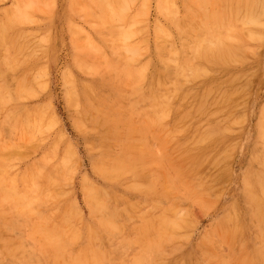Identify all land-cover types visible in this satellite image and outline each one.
Here are the masks:
<instances>
[{
    "label": "rangeland",
    "instance_id": "rangeland-1",
    "mask_svg": "<svg viewBox=\"0 0 264 264\" xmlns=\"http://www.w3.org/2000/svg\"><path fill=\"white\" fill-rule=\"evenodd\" d=\"M0 176V264H264V0H0Z\"/></svg>",
    "mask_w": 264,
    "mask_h": 264
},
{
    "label": "bare ground",
    "instance_id": "bare-ground-1",
    "mask_svg": "<svg viewBox=\"0 0 264 264\" xmlns=\"http://www.w3.org/2000/svg\"><path fill=\"white\" fill-rule=\"evenodd\" d=\"M89 1H90V0H89ZM102 1H103V0H102ZM104 1H105V0H104ZM119 1H120V0H119ZM193 1H194V0H193ZM222 1H223V0H222ZM240 1H241V0H240ZM251 1H252V0H251ZM71 2H72V1H71ZM95 2H96V1H95ZM146 2H147V1H146ZM161 2H162V1H161ZM199 2H200V1H199ZM230 2H231V1H230ZM248 2H249V1H248ZM97 3H98V2H97ZM116 3H117V2H116ZM213 3H215V2H213ZM253 3H254V2H253ZM17 4H18V3H17ZM71 4H72V3H71ZM156 4H157V3H156ZM156 4H155V5H156ZM168 4H170V3H168ZM186 4H187V3H186ZM231 4H232V3H231ZM94 5H95V4H94ZM100 5H101V4H100ZM102 5H103V4H102ZM104 5H105V4H104ZM104 5H103V6H104ZM188 5H189V4H188ZM188 5H187V6H188ZM205 5H206V4H205ZM221 5H222V4H221ZM250 5H251V4H250ZM85 6H86V5H85ZM105 6H106V5H105ZM147 6H148V5H147ZM196 6H197V5H196ZM243 6H244V5H243ZM99 7H100V6H99ZM130 7H131V6H130ZM158 7H159V6H158ZM212 7H213V6H212ZM222 7H223V6H222ZM230 7H231V6H230ZM239 7H240V6H239ZM102 8H103V7H102ZM106 8H107V7H106ZM117 8H118V7H117ZM117 8H116V9H117ZM219 8H220V7H219ZM227 8H228V7H227ZM232 8H233V7H232ZM240 8H241V7H240ZM20 9H22V8H20ZM26 9H27V8H26ZM43 9H44V8H43ZM49 9H50V8H49ZM230 9H231V8H230ZM85 10H86V9H85ZM96 10H97V9H96ZM103 10H104V9H103ZM103 10H102V11H103ZM106 10H107V9H106ZM128 10H129V9H128ZM190 10H191V9H190ZM199 10H200V9H199ZM231 10H232V9H231ZM247 10H248V9H247ZM31 11H32V10H31ZM197 11H198V10H197ZM210 11H213V10H210ZM222 11H223V10H222ZM225 11H226V10H225ZM228 11H229V10H228ZM28 12H29V11H28ZM205 12H206V11H205ZM233 12H234V11H233ZM242 12H243V11H242ZM247 12H248V11H247ZM3 13H4V12H3ZM97 13H98V12H97ZM226 13H228V12H226ZM4 14H5V13H4ZM74 14H75V13H74ZM108 14H109V13H108ZM196 14H198V12H197ZM253 14H254V13H253ZM87 15H88V14H87ZM99 15H100V14H99ZM110 15H111V14H110ZM127 15H128V14H127ZM176 15H177V13H176ZM200 15H201V14H200ZM204 15H205V14H204ZM208 15H210V14H208ZM208 15H206V16H208ZM220 15H221V14H220ZM234 15H235V14H234ZM245 15H246V14H245ZM4 16H5V15H4ZM90 16H91V15H90ZM92 16H93V15H92ZM103 16H104V15H103ZM182 16H184V15H182ZM227 16H228V15H227ZM246 16H247V15H246ZM209 17H210V16H209ZM213 17H214V16H213ZM213 17H212V18H213ZM5 18H6V17H5ZM95 18H96V17H95ZM108 18H109V17H108ZM112 18H113V17H112ZM136 18H137V17H136ZM212 18H211V20H212ZM236 18H237V17H236ZM2 19H3V18H2ZM100 19H102V18L100 17ZM110 19H111V18H110ZM123 19H124V18H123ZM126 19H127V18H126ZM180 19H181V18H180ZM214 19H215V18H214ZM226 19H227V18H226ZM14 20H15V19H14ZM170 20H171V18H170ZM186 20H187V19H186ZM194 20H195V18H194ZM194 20H193V21H194ZM12 21H13V20H12ZM97 21H98V20H97ZM109 21H110V20H109ZM117 21H118V20H117ZM121 21H122V20H121ZM121 21H120V22H121ZM178 21H179V20H178ZM191 21H192V20H191ZM5 22H6V21H5ZM17 22L19 23V21H17ZM65 22H66V21H65ZM73 22H74V21H73ZM112 22H113V21H112ZM142 22H143V21H142ZM146 22H147V21H146ZM155 22H156V21H155ZM197 22H198V21H197ZM200 22H201V21H200ZM206 22H207V21H206ZM15 23H16V22H15ZM110 23H111V22H110ZM156 23H157V22H156ZM193 23H196V22H193ZM202 23H204V22H202ZM232 23H233V22H232ZM7 24H8V23H7ZM158 24H159V23H158ZM166 24H167V23H166ZM173 24H174V23H173ZM190 24H191V23H190ZM199 24H200V23H199ZM218 24H219V26H220V23H218ZM89 25H90V24H89ZM97 25H99V24H97ZM185 25H187V24L185 23ZM196 25H198V24L196 23ZM19 26H20V25H19ZM73 26H74V25H73ZM111 26H112V25H111ZM111 26H110V27H111ZM121 26H123V25H121ZM146 26H147V25H146ZM146 26H145V27H146ZM170 26H171V25H170ZM174 26H175V25H174ZM181 26H182V25H181ZM190 26H191V25H190ZM96 27H97V26H96ZM130 27H131V26H130ZM200 27H201V26H200ZM216 27H218L217 24H216ZM10 28H11V27H10ZM16 28H17V27H16ZM98 28H99V27H98ZM101 28H103V27H101ZM120 28H121V27H120ZM120 28H119V29H120ZM174 28H175V27H174ZM189 28H190V27H189ZM201 28H202V27H201ZM222 28H223V26H222ZM250 28H251V27H250ZM8 29H9V28H8ZM11 29H12V28H11ZM19 29H20V28H19ZM79 30H80V29H79ZM181 30H182V29H181ZM208 30H209V29H208ZM211 30H212V28H211ZM211 30H210V31H211ZM6 31H7V30H6ZM153 31H154V30H153ZM169 31H170V30H169ZM173 31H174V30H173ZM117 32H118V31H117ZM117 32H116V33H117ZM156 32H157V31H156ZM180 32H181V31H180ZM187 32H189V31H187ZM200 32H201V31H200ZM231 32H232V31H231ZM12 33H13V32H12ZM97 33H98V32H97ZM108 33H109V32H108ZM147 33H148V32H147ZM158 33H159V32H158ZM233 33H234V32H233ZM236 33H237V32H236ZM16 34H17V33H16ZM159 34H160V33H159ZM205 34H206V33H205ZM205 34H204V35H205ZM242 34H243V33H242ZM145 35H147V34H145ZM161 35H162V34H161ZM187 35H188V34H187ZM191 35H192V34H191ZM212 35H213V34H212ZM232 35H234V34H232ZM106 36H107V35H106ZM171 36H172V35H171ZM176 36H177V35H176ZM184 36H185V35H184ZM184 36H183V37H184ZM195 36H196V35H195ZM235 36H236V35H235ZM239 36H241V35H239ZM73 37H74V36H73ZM110 37H111V36H109V38H110ZM113 37H114V36H113ZM116 37H117V36H116ZM151 37H152V36H151ZM180 37H181V36H180ZM236 37H237V36H236ZM244 37H245V36H244ZM21 38H23V37H21ZM82 38H83V37H82ZM90 38H91V37H90ZM166 38H167V37H166ZM190 38H192V37H190ZM74 39H75V38H74ZM88 39H89V38H88ZM146 39H148V38H146ZM159 39H160V36H159ZM239 39H240V38H239ZM241 39H242V38H241ZM86 40H87V39H86ZM118 40H119V39H118ZM172 40H173V39H172ZM227 40H228V39H227ZM9 41H10V40H9ZM20 41H21V40H20ZM25 41H26V40H25ZM109 41H110V40H109ZM196 41H197V39H196ZM241 41H242V40H241ZM165 42H166V41H165ZM174 42H175V41H174ZM5 43H6V42H5ZM79 43H80V42H79ZM190 43H191V42H190ZM205 43H206V42H205ZM207 43H208V42H207ZM212 43H213V42H212ZM226 43H227V42H226ZM228 43H229V42H228ZM228 43H227V44H228ZM231 43L233 44V42H231ZM40 44H41V43H40ZM94 44H95V43H94ZM101 44H102V43H101ZM124 44H125V43H124ZM128 44H129V42H128ZM160 44H162V43H160ZM179 44H180V43H179ZM179 44H178V45H179ZM202 44H203V43H202ZM224 44H225V42H224ZM232 44H231V45H232ZM2 45H3V44H2ZM145 45H146V44H145ZM151 45H152V44H151ZM206 45H207V44H206ZM221 45H222V44H221ZM8 46H9V45H8ZM82 46H83V45H82ZM114 46H115V45H114ZM138 46H139V45H138ZM143 46H144V45H143ZM158 46H159V45H158ZM173 46H174V45H173ZM192 46H193V45H191V48H192ZM201 46H202V45H201ZM211 46H212V45H211ZM16 47H17V46H16ZM118 47H119V46H118ZM120 47H121V46H120ZM120 47H119V49H120ZM145 47H146V46H145ZM145 47H144V48H145ZM160 47H161V46H160ZM218 47H219V46H218ZM14 48H15V47H14ZM77 48H79V47H77ZM146 48H147V47H146ZM146 48H145V50H146ZM161 48H162V47H161ZM207 48H208V47H207ZM232 48H234V47H232ZM80 49H81V47H80ZM84 49H85V48H84ZM84 49H83V50H84ZM115 49H116V48H115ZM175 49L177 50V48H175ZM185 49H186V48H185ZM187 49H188V48H187ZM223 49H224V47H223ZM85 50H86V49H85ZM87 50H88V49H87ZM143 50H144V49H143ZM198 50H199V49H198ZM204 50H205V49H204ZM207 50H208V49H207ZM210 50H211V48H210ZM234 50H235V49H234ZM122 51H124V50H122ZM122 51H121V52H122ZM140 51H141V50H140ZM216 51H217V50H216ZM22 52H23V51H22ZM91 52H92V51H91ZM95 52H96V51H95ZM105 52H106V51H105ZM114 52H115V51H114ZM142 52H143V51H141V54H142ZM154 52H155V51H154ZM182 52H183V50H182ZM192 52H194V51H192ZM203 52H204V51H203ZM206 52H207V51H206ZM220 52H221V51H220ZM220 52H219V53H220ZM235 52H236V51H235ZM8 53H9V52H8ZM16 53H17V52H16ZM92 53L94 54V52H92ZM96 53H97V52H96ZM197 53H198V52H197ZM199 53H201V52H199ZM224 53H225V52H224ZM224 53H223V54H224ZM26 54H28V53H26ZM117 54H119V52H118ZM147 54H148V53H147ZM179 54H180V53H179ZM241 54H242V53H241ZM168 55H169V54H168ZM201 55H203V54H201ZM205 55H206V54H205ZM12 56H13V55H12ZM25 56H26V55H25ZM94 56H95V55H94ZM133 56H134V55H133ZM151 56H152V55H151ZM158 56H159V55H158ZM161 56H162V55H161ZM169 56H170V55H169ZM203 56H204V55H203ZM208 56H209V55H208ZM10 57H11V56H10ZM15 57H16V56H15ZM18 57H19V56H18ZM91 57H92V56H91ZM99 57H100V56H99ZM115 57H116V56H115ZM122 57H123V56H122ZM196 57H197V55H196ZM215 57H216V56H215ZM222 57H223V56H221V58H222ZM12 58H13V57H12ZM22 58H23V57H22ZM93 58H94V57H93ZM145 58H146V57H145ZM209 58H210V57H209ZM213 58H214V57H213ZM218 58H219V57H218ZM223 58H224V57H223ZM103 59H104V58H103ZM185 59H186V58H185ZM206 59H207V57H206ZM8 60H9V59H8ZM77 60H78V59H77ZM82 60L84 61V59H82ZM89 60H90V59H89ZM94 60H95V59H94ZM104 60H105V59H104ZM112 60H114V59H112ZM122 60H123V59H122ZM125 60H126V59H125ZM186 60H187V59H186ZM192 60H193V59H192ZM192 60H191V61H192ZM207 60H208V59H207ZM217 60H218V59H217ZM237 60H238V58H237ZM239 60H240V59H239ZM92 61H93V60L91 59V62H92ZM95 61H96V60H95ZM99 61H100V60H99ZM142 61H143V60H142ZM161 61H162V58H161ZM204 61H206V60H204ZM209 61H210V60H209ZM241 61H242V60H241ZM1 62H2V61H1ZM6 62H8V61H6ZM20 62H21V61H20ZM23 62H24V61H23ZM87 62H89V61H87ZM102 62H103V61H102ZM114 62H116V61H114ZM114 62H113V63H114ZM126 62H127V61H126ZM131 62H132V61H131ZM134 62H135V61H134ZM151 62H152V61H151ZM163 62H164V61H163ZM169 62H170V61H169ZM181 62H183V61H181ZM215 62H216V61H215ZM224 62H225V61H224ZM230 62H231V61H230ZM81 63H82V61H81ZM96 63H97V61H96ZM178 63H179V62H178ZM198 63H199V62H198ZM209 63H210V62H209ZM225 63H226V62H225ZM242 63H243V62H242ZM10 64H11V62H10ZM20 64H21V63H20ZM79 64H80V63H79ZM90 64H92V63H90ZM93 64H94V63H93ZM100 64H101V63H100ZM104 64H105V63H104ZM108 64H109V63H108ZM116 64H117V63H116ZM196 64H197V62H196ZM211 64H212V63H211ZM3 65H4V64H3ZM85 65H86V64H85ZM114 65H115V63H114ZM117 65H118V64H117ZM127 65H128V63H127ZM177 65H178V64H177ZM177 65H176V66H177ZM184 65H185V64H184ZM186 65H188V64H186ZM203 65H204V64H203ZM248 65H249V64H248ZM103 66H104V65H103ZM122 66H123V65H122ZM181 66H182V65H181ZM194 66H195V65H194ZM199 66H200V65H198V67H199ZM213 66H214V65H213ZM230 66H231V65H230ZM7 67H8V66H7ZM15 67H16V66H15ZM80 67H81V66H80ZM82 67H83V66H82ZM112 67H113V66H112ZM125 67H126V66H125ZM125 67H124V68H125ZM127 67H128V66H127ZM177 67H178V66H177ZM184 67H186V66H184ZM191 67H192V66H191ZM92 68H93V67H92ZM107 68H109V67H107ZM120 68H121V67H120ZM129 68H131V66H130ZM231 68H232V67H231ZM82 69H83V68H82ZM97 69H98V68H97ZM174 69H175V68H174ZM109 70H110V69H109ZM147 70H148V69H147ZM162 70H163V69H162ZM182 70H183V69H182ZM209 70H210V69H209ZM224 70H225V69H224ZM228 70H229V69H228ZM110 71H112V70H110ZM116 71H117V70H116ZM149 71H150V70H149ZM175 71H177V70H175ZM184 71H185V70H184ZM230 71H231V70H230ZM236 71H237V70H236ZM236 71H235V72H236ZM94 72H95V70H94ZM106 72H107V70H106ZM144 72H146V71L144 70ZM192 72H193V71H192ZM212 72H213V71H212ZM88 73H89V71H88ZM176 73H177V72H176ZM189 73H190V71H189ZM199 73H200V71H199ZM228 73H229V72H228ZM232 73H233V72H232ZM116 74H117V73H116ZM186 74H187V73H186ZM201 74H203V73H201ZM240 74H241V73H240ZM71 75H72V73H71ZM82 76H83V75H82ZM115 76H116V75H115ZM117 76H118V75H117ZM175 76H177V74H176ZM187 76H189V75H187ZM218 76H219V75H218ZM220 76H221V74H220ZM246 76H247V75H246ZM246 76H243V77H246ZM67 77H69V76H67ZM73 77H74V76H73ZM157 77H158V76H157ZM64 78H65V77H64ZM85 78H86V77H85ZM112 78H113V77H112ZM115 78H116V77H115ZM117 78H118V77H117ZM130 78H131V77H130ZM155 78H156V77H155ZM181 78H182V77H181ZM194 78H195V76H194ZM194 78L192 77V79H194ZM120 79H121V78H120ZM120 79H119V80H120ZM187 79H188V78H187ZM208 79H209V78H208ZM225 79H227V78H225ZM75 80H76V79H75ZM77 80H79V78H78ZM97 80H98V78H97ZM119 80H117V81H119ZM132 80H133V79H132ZM212 80H213V79H212ZM218 80H219V79H218ZM223 80H224V79H223ZM232 80H233V79H232ZM240 80H241V79H240ZM122 81H124V79H123ZM155 81H156V80H155ZM190 81H192V80H190ZM203 81H204V80H203ZM205 81H206V80H205ZM207 81H208V80H207ZM210 81H211V80H210ZM210 81H208V82H210ZM215 81H216V80H215ZM74 82H75V81H74ZM125 82H126V81H125ZM128 82H129V81H128ZM142 82H143V81H142ZM156 82H157V81H156ZM170 82H171V81H170ZM220 82H221V81H220ZM237 82H238V81H237ZM78 83H79V82H78ZM81 83H82V82H81ZM86 83H88V82H86ZM114 83H115V82H114ZM117 83H118V82H117ZM123 83H124V82H123ZM123 83H122V84H123ZM139 83H140V82H139ZM189 83H190V82H189ZM232 83H233V82H232ZM235 83H236V81H235ZM73 84H74V83H73ZM128 84H129V83H128ZM128 84H127V85H128ZM142 84H143V83H142ZM166 84H169V83H167V81H166ZM184 84H186V83H184ZM184 84H183V85H184ZM214 84H215V83H214ZM65 85H66V84H65ZM82 85H83V84H82ZM113 85H114V84H113ZM156 85H157V84H156ZM188 85H190V84H188ZM193 85H195V83H194ZM196 85H198V84H196ZM203 85H204V84H203ZM221 85H222V84H221ZM223 85H224V84H223ZM237 85H238V83H237ZM121 86H122V85H121ZM136 86H137V85H136ZM148 86H149V85H148ZM148 86H146V87H148ZM172 86H173V85H172ZM207 86H208V85H207ZM228 86H229V85H228ZM117 87H118V86H117ZM128 87H129V86H128ZM185 87H186V85H185ZM78 88H79V87H78ZM78 88H77V89H78ZM88 88H89V85H88ZM101 88H102V87H101ZM119 88H120V85H119ZM153 88H154V87H153ZM220 88H221V87H220ZM190 89H191V88H190ZM190 89H189V90H190ZM195 89H196V87H195ZM218 89H219V88H218ZM228 89H229V88H228ZM228 89H227V90H228ZM124 90H125V89H124ZM141 90H142V89H141ZM152 90H155V89H152ZM187 90H188V89H187ZM84 91H85V90H84ZM132 91H133V90H132ZM136 91H138V90H136ZM136 91H135V92H136ZM148 91H149V90H148ZM183 91H184V90H183ZM191 91H194V90H191ZM214 91H215V90H214ZM218 91H219V90H218ZM98 92H99V91H98ZM184 92H185V91H184ZM184 92H183V93H184ZM201 92H202V90H201ZM216 92H217V91H216ZM246 92H247V91H246ZM246 92H245V93H246ZM3 93H4V92H3ZM90 93H91V92H90ZM148 93H149V92H148ZM148 93H147V94H148ZM163 93H164V92H163ZM168 93H169V92H168ZM175 93H177V92H175ZM203 93H204V92H203ZM203 93H202V94H203ZM210 93H212V91H211ZM242 93H243V92H242ZM242 93H241V94H242ZM78 94H79V93H78ZM78 94H77V95H78ZM121 94H122V93H121ZM134 94H135V93H134ZM157 94H158V93H157ZM172 94H173V93H172ZM189 94H190V93H189ZM239 94H240V93H239ZM3 95H4V94H3ZM92 95H93V94H92ZM96 95H97V93H96ZM100 95H101V94H100ZM118 95H120V94H118ZM132 95H133V94H132ZM162 95H163V94H162ZM162 95H161V96H162ZM174 95H175V94H174ZM174 95H173V96H174ZM176 95H177V94H176ZM192 95H195V93L192 94ZM65 96L67 97V95H65ZM86 96H87V94H86ZM89 96L91 97V95H89ZM106 96H107V95H106ZM167 96H168V95H167ZM202 96H203V95H202ZM238 96H239V95H238ZM93 97H94V96H93ZM107 97H108V96H107ZM120 97H121V96H120ZM120 97H119V98H120ZM162 97H164V96H162ZM207 97H208V96H207ZM209 97H210V96H209ZM215 97H216V96H215ZM188 98H189V97H188ZM202 98H203V97H202ZM229 98H230V97H229ZM232 98H233V97L231 96L230 99L232 100ZM239 98H240V97H239ZM241 98H242V97H241ZM88 99H89V98H88ZM99 99H100V97H99ZM101 99H102V98H101ZM151 99H152V98H151ZM190 99H191V97H190ZM210 99H212V98H210ZM210 99H209V100H210ZM234 99H237V98H234ZM108 100H109V99H108ZM120 100H121V99H120ZM124 100H125V99H124ZM139 100H140V99H139ZM144 100H145V99H144ZM160 100H161V98H160ZM173 100H174V99H173ZM192 100H193V99H192ZM198 100H199V99H198ZM213 100H214V99H213ZM93 101H94V100H93ZM113 101H114V100H113ZM122 101H123V99H122ZM168 101H169V100H168ZM180 101H181V99H180ZM182 101H184V100H182ZM91 102H92V101H91ZM98 102H99V101H98ZM124 102H125V101H124ZM189 102H190V101H189ZM195 102H196V101H195ZM207 102H208V101H207ZM226 102H227V101H226ZM242 102H243V101H242ZM119 103H120V102H119ZM161 103H162V102H161ZM182 103H183V102H182ZM185 103H186V102H185ZM191 103H192V102H191ZM204 103H205V102H204ZM239 103H240V102H239ZM177 104H178V103H177ZM206 104H207V103H206ZM208 104H209V103H208ZM78 105H79V104H78ZM96 105H97V104H96ZM105 105H106V104H105ZM116 105H117V104H116ZM118 105H119V104H118ZM124 105H125V104H124ZM146 105H147V104H146ZM149 105H150V104H149ZM156 105H157V104H156ZM170 105H171V104H170ZM170 105H169V106H170ZM174 105H175V104H174ZM181 105H182V104H181ZM87 106H89V105H87ZM135 106H136V105H135ZM158 106H159V105H158ZM162 106H163V105H162ZM219 106H220V105H219ZM106 107H107V106H106ZM120 107H121V106H120ZM151 107H152V106H151ZM153 107H154V105H153ZM177 107H178V106H177ZM180 107H181V106H180ZM180 107H179V108H180ZM194 107H195V106H194ZM197 107H198V106H197ZM197 107H196V108H197ZM217 107H218V105H217ZM220 107H221V106H220ZM223 107H224V106H223ZM227 107H228V106H227ZM239 107H240V106H239ZM73 108H74V107H73ZM116 108H118V107H116ZM123 108H124V107H123ZM142 108H144V107H142ZM192 108H193V107H192ZM200 108H201V107H200ZM210 108H212V107H210ZM236 108H237V107H236ZM99 109H100V108H99ZM110 109H111V108H110ZM125 109H126V108H125ZM136 109H137V108H136ZM160 109H161V108H160ZM88 110H89V109H88ZM100 110H101V109H100ZM131 110H132V109H131ZM131 110H130V111H131ZM223 110H224V109H223ZM236 110H237V109H236ZM125 111H127V110H125ZM193 111H194V110H192V112H193ZM195 111H196V110H195ZM228 111H229V110H228ZM237 111H238V110H237ZM237 111H235V112H237ZM257 111H258V110H257ZM257 111H256V112H257ZM36 112H37V111H36ZM101 112H102V111H101ZM107 112H108V111H107ZM128 112H129V111H128ZM148 112H149V111H148ZM151 112H152V111H151ZM154 112H155V111H154ZM170 112H171V111H170ZM192 112H191V113H192ZM232 112H233V111H231V114H232ZM259 112H260V111H259ZM95 113H96V112H95ZM138 113H139V111H138ZM184 113H185V112H184ZM189 113H190V112H189ZM226 113H227V111H226ZM229 113H230V112H229ZM107 114H108V113H107ZM135 114H137V113H135ZM220 114H221V113H220ZM236 114H237V113H236ZM127 115H129V114H127ZM133 115H134V114H133ZM222 115H223V114H222ZM255 115H256V114H255ZM113 116H114V115H113ZM151 116H152V115H151ZM180 116H181V115H180ZM183 116H184V115H183ZM183 116H182V117H183ZM195 116H196V115H195ZM200 116H201V115H200ZM230 116H231V115H230ZM258 116H259V115H258ZM260 116H261V115H260ZM45 117H46V116H45ZM95 117H96V116H95ZM132 117H133V116H132ZM136 117H137V115H136ZM170 117H171V116H170ZM217 117H218V116H217ZM217 117H216V118H217ZM224 117H225V116H224ZM224 117H223V118H224ZM256 117H257V116H256ZM109 118H110V116H109ZM127 118H128V117H127ZM142 118H143V117H142ZM165 118H166V117H165ZM165 118H164V119H165ZM180 118H181V117H179V119H180ZM194 118H195V117H194ZM205 118H206V117H205ZM225 118H227V117H225ZM23 119H24V118H23ZM144 119H146V118H144ZM187 119H188V118H186L185 120H187ZM198 119H199V118H198ZM209 119H210V118H209ZM15 120H16V119H15ZM28 120H29V119H28ZM30 120H31V119H30ZM127 120H128V119H127ZM132 120H133V119H132ZM192 120H193V119H192ZM196 120H197V118H196ZM207 120H208V119H207ZM254 120H255V119H254ZM22 121H23V120H22ZM110 121H111V120H110ZM129 121H130V120H129ZM178 121H179V120H178ZM178 121H177V122H178ZM210 121H211V120H210ZM260 121H261V120H260ZM16 122H17V121H16ZM114 122H115V121H114ZM117 122H118V121H117ZM123 122H124V121H123ZM175 122H176V120H175ZM180 122H181V121H180ZM214 122H215V121H214ZM218 122H219V121H218ZM257 122H258V121H257ZM108 123H109V121H108ZM118 123H119V122H118ZM124 123H125V122H124ZM139 123H140V122H139ZM139 123H138V124H139ZM178 123H179V122H178ZM178 123H177V124H178ZM194 123H195V122H194ZM194 123H193V124H194ZM207 123H208V122H207ZM216 123H217V122H216ZM220 123H221V122H220ZM220 123H219V124H220ZM255 123H256V122H255ZM16 124H17V123H16ZM22 124H23V123H22ZM167 124H168V123H167ZM197 124H198V123H197ZM211 124H212V123H211ZM223 124H224V123H223ZM12 125H13V124H12ZM145 125H146V123H145ZM188 125H189V124H188ZM188 125H187V126H188ZM198 125H199V124H198ZM200 125H202V124H200ZM229 125H230V124H229ZM16 126H17V125H16ZM23 126H25V125H23ZM154 126H156V125H154ZM160 126H161V125H160ZM177 126H178V125H177ZM191 126H192V125H191ZM207 126H208V125H207ZM213 126H214V125H213ZM213 126H212V127H213ZM19 127H20V126H19ZM122 127H123V126H122ZM146 127L148 128L147 125H146ZM152 127H153V126H152ZM162 127H163V126H162ZM179 127H180V126H179ZM184 127H185V126H184ZM184 127H183V129H184ZM208 127H210V126H208ZM118 128H119V127H118ZM125 128H126V127H125ZM137 128H138V127H137ZM139 128H140V127H139ZM139 128H138V129H139ZM159 128H160V127H159ZM197 128H198V127H197ZM204 128H205V127H204ZM210 128H211V127H210ZM119 129H120V128H119ZM141 129H142V128H141ZM175 129H176V128H175ZM199 129H200V128H199ZM199 129H198V130H199ZM82 130H83V129H82ZM125 130H126V129H125ZM154 130H155V129H154ZM159 130H160V129H159ZM165 130H166V129H165ZM170 130H171V129H170ZM253 130H254V129H253ZM118 131H119V130H118ZM126 131H127V130H126ZM185 131H186V130H185ZM196 131H197V130H196ZM200 131H201V130H200ZM200 131H199V132H200ZM215 131H216V130H215ZM221 131H222V130H221ZM223 131H224V130H223ZM121 132H122V131H121ZM121 132H120V133H121ZM141 132H142V131H141ZM162 132H163V131H162ZM194 132H195V131H194ZM201 132H202V131H201ZM225 132H226V131H225ZM253 132H254V131H253ZM258 132H259V131H258ZM117 133H118V132H117ZM127 133H128V132H127ZM174 133H175V131H174ZM184 133H185V132H184ZM207 133H208V132H207ZM97 134H98V133H97ZM161 134H162V133H161ZM177 134H179V133H177ZM187 134H188V133H187ZM192 134H193V133H192ZM198 134H199V133H198ZM223 134H224V133H223ZM223 134H222V135H223ZM136 135H137V134H136ZM157 135H158V134H157ZM159 135H160V134H159ZM169 135H170V134H169ZM193 135H194V134H193ZM222 135H221V136H222ZM236 135H238V134H236ZM109 136H110V135H109ZM112 136H113V135H112ZM163 136H165V135H163ZM183 136H184V135H183ZM185 136H186V135H185ZM204 136H205V135H204ZM219 136H220V135H219ZM228 136H229V135H228ZM234 136H235V135H234ZM255 136H256V135H255ZM255 136H254V137H255ZM102 137H103V136H102ZM114 137H115V136H114ZM129 137H130V136H129ZM131 137H132V135H131ZM131 137H130V139H131ZM134 137H135V135H134ZM212 137H213V136H212ZM222 137H223V136H222ZM232 137H233V136H232ZM136 138H137V137H136ZM150 138H151V136H150ZM152 138H153V137H152ZM155 138H156V137H155ZM162 138H163V137H162ZM166 138H167V137H166ZM171 138H172V137H171ZM174 138H175V137H174ZM177 138H178V137H177ZM187 138H188V137H187ZM192 138H193V136H192ZM225 138H226V137H225ZM230 138H231V137H230ZM113 139H114V138H113ZM134 139H135V138H134ZM140 139H141V138H140ZM164 139H165V138H164ZM195 139H197V138H195ZM195 139H194V141H195ZM207 139H208V138H207ZM96 140H97V139H96ZM137 140H138V139H137ZM141 140H142V139H141ZM152 140H153V139H152ZM175 140H176V139H175ZM192 140H193V139H192ZM209 140H210V139H209ZM212 140H213V139H212ZM212 140H211V141H212ZM219 140H220V139H219ZM226 140H227V139H226ZM126 141H127V140H126ZM129 141H130V140H129ZM166 141H167V140H166ZM169 141H170V140H169ZM172 141H173V140H172ZM177 141H178V140H177ZM213 141H214V140H213ZM222 141H223V140H222ZM106 142H107V141H106ZM151 142H153V141H151ZM161 142H162V141H161ZM161 142H160V143H161ZM204 142H205V141H204ZM214 142H215V141H214ZM102 143H103V142H102ZM108 143H109V142H108ZM143 143H144V142H143ZM187 143H188V142H187ZM205 143H206V142H205ZM205 143H204V144H205ZM208 143H209V142H208ZM219 143H220V142H219ZM219 143H218V144H219ZM252 143H253V142H252ZM128 144H129V143H128ZM128 144H127V146H128ZM133 144H134V143H133ZM149 144H150V143H149ZM152 144H153V143H152ZM152 144H151V145H152ZM168 144H169V143H168ZM168 144H166V145L168 146ZM200 144H201V143H200ZM200 144H199V145H200ZM212 144H213V143H212ZM214 144H215V143H214ZM2 145H3V144H2ZM119 145H120V144H119ZM122 145H124V144H122ZM174 145H176V144H174ZM177 145H178V144H177ZM202 145H203V144H202ZM205 145H206V144H205ZM205 145H204V146H205ZM216 145H217V144H216ZM220 145H221V144H220ZM254 145H255V144H254ZM260 145H261V143H260ZM102 146H103V145H102ZM107 146H108V145H107ZM113 146H114V145H113ZM136 146H137V145H136ZM155 146H156V145H155ZM179 146H180V145H179ZM183 146H184V145H183ZM209 146H211V145H209ZM209 146L207 145V147H209ZM217 146H218V145H217ZM223 146H224V145H223ZM252 146H253V145H252ZM171 147H172V146H171ZM197 147H198V146H197ZM258 147H259V146H258ZM107 148H108V147H107ZM180 148H181V147H180ZM204 148H205V147H204ZM219 148H220V147H219ZM123 149H124V148H123ZM129 149H130V148H129ZM129 149H128V150H129ZM157 149H158V148H157ZM172 149H173V148H172ZM176 149H177V148H176ZM215 149H216V148H215ZM222 149H223V148H222ZM96 150H97V149H96ZM98 150H99V149H98ZM98 150H97V151H98ZM104 150H105V149H104ZM117 150H118V148H117ZM124 150H125V149H124ZM137 150L140 151V149H137ZM200 150L202 151V148H201ZM200 150H199V151H200ZM260 150H261V149H260ZM110 151H111V150H110ZM139 151H138V152H139ZM159 151H160V150H159ZM194 151H195V150H194ZM101 152H102V151H101ZM173 152H174V151H173ZM179 152H180V150H179ZM188 152H189V151H188ZM202 152H203V151H202ZM120 153H122V152H120ZM141 153H145V151H144V152H141ZM159 153H160V152H159ZM200 153H201V152H200ZM203 153H205V152H203ZM203 153H202V154H203ZM216 153H217V152H216ZM250 153H251V152H250ZM103 154H104V153H103ZM103 154H102V155H103ZM147 154H148V153H147ZM194 154H195V153H194ZM217 154H218V153H217ZM252 154H253V153H252ZM252 154H251V155H252ZM261 154H262V153H261ZM125 155H126V154H125ZM156 155H157V154H156ZM158 155H159V154H158ZM175 155H177V154H175ZM195 155H196V154H195ZM195 155H194V156H195ZM203 155H204V154H203ZM214 155H215V154H214ZM214 155H213V156H214ZM99 156H100V155H99ZM164 156H165V155H164ZM173 156H174V155H173ZM177 156H178V155H177ZM194 156H193V157H194ZM197 156H198V155H197ZM108 157H110V156H108ZM187 157H188V156H187ZM214 157H215V156H214ZM258 157H259V156H258ZM105 158H106V157H105ZM110 158H112V157H110ZM156 158H158V160H159V157H156ZM162 158H163V157H162ZM176 158H177V157H176ZM179 158H180V157H179ZM179 158H178V159H179ZM188 158H189V157H188ZM246 158H247V157H246ZM248 158H249V157H248ZM95 159H96V158H95ZM135 159H136V158H135ZM170 159H171V158H170ZM178 159H177V161H178ZM186 159H187V158H186ZM113 160H114V159H113ZM164 160H165V159H164ZM167 160H169V159H167ZM167 160H166V161H167ZM182 160H183V159H182ZM210 160H211V158H210L209 160H206V161L209 162ZM258 160H259V158H258ZM115 161H116V160H115ZM173 161H174V160H173ZM179 161H180V160H179ZM184 161H185V160H184ZM186 161H187V160H186ZM200 161H201V160H200ZM259 161H261V160H259ZM101 162H102V161H101ZM116 162H117V161H116ZM137 162H138V161H137ZM141 162H142V161H141ZM169 162H170V161H169ZM182 162H183V161H182ZM207 162H206V164H207ZM247 162H248V161H247ZM255 162H256V161H255ZM107 163H108V162H107ZM125 163H126V162H125ZM142 163H143V162H142ZM142 163H141V164H142ZM178 163H179V162H178ZM186 163H187V162H186ZM204 163H205V162H204ZM6 164H7V163H6ZM143 164H144V163H143ZM148 164H149V163H148ZM183 164H184V163H183ZM40 165H41V164H40ZM173 165H174V162H173ZM176 165H177V164H176ZM176 165H175V166H176ZM178 165H179V164H178ZM180 165H181V164H180ZM249 165H250V164H249ZM254 165H255V164H254ZM135 166H136V164H135ZM154 166H155V165H154ZM182 166H183V165H182ZM186 166H187V165H186ZM194 166H195V165H194ZM204 166H205V165H204ZM204 166H203V167H204ZM260 166H261V165H260ZM262 166H263V165H262ZM262 166H261V168H262ZM137 167H138V166H137ZM164 167H165V166H164ZM208 167H209V166H208ZM246 167H247V166H246ZM257 167H258V166H257ZM26 168H27V167H26ZM141 168H142V167H141ZM170 168H171V167H170ZM185 168H186V167H185ZM250 168H251V167H250ZM252 168H253V167H252ZM150 169H151V168H150ZM120 170H121V169H120ZM132 170H133V169H132ZM135 170H136V169H135ZM152 170H153V169H152ZM179 170H180V169H179ZM184 170H187V168L184 169ZM192 170H193V169H192ZM255 170H257V169H255ZM50 171H51V170H50ZM59 171H60V170H59ZM138 171H139V170H138ZM143 171H144V170H143ZM159 171H160V170H159ZM167 171H168V170H167ZM199 171H200V170H199ZM253 171H254V170H253ZM21 172H22V171H21ZM120 172H121V171H120ZM120 172H119V173H120ZM8 173H9V172H8ZM22 173H23V172H22ZM51 173H52V172H51ZM100 173H101V172H100ZM146 173H147V172H146ZM172 173H175V172H172ZM38 174H39V173H38ZM124 174H126V173H124ZM144 174H145V173H144ZM185 174H186V172H185ZM185 174H184V175H185ZM243 174H244V173H243ZM247 174H248V172H247ZM107 175H108V174H107ZM117 175H118V174H117ZM121 175H122V174H121ZM160 175H161V173H160ZM164 175H165V174H164ZM192 175H193V174H191V176H192ZM6 176H7V175H6ZM12 176H13V175H12ZM41 176H42V175H41ZM129 176H130V175H129ZM138 176H139V175H138ZM154 176H155V175H154ZM174 176H175V175H174ZM188 176H189V175H188ZM0 177H1V176H0ZM25 177H27V176H25ZM103 177H105V176H103ZM118 177H119V176H118ZM126 177H128V176H126ZM133 177H134V176H133ZM150 177H151V176H150ZM165 177H166V176H165ZM175 177H176V176H175ZM178 177H179V176H178ZM241 177H242V176H241ZM1 178H2V177H1ZM27 178H28V177H27ZM45 178H46V177H45ZM128 178H129V177H128ZM171 178H173V177H171ZM243 178H244V177H243ZM246 178H247V177H246ZM253 178H254V177H253ZM144 179H145V178H144ZM176 179H177V178H176ZM178 179H179V178H178ZM203 179H204V178H203ZM28 180H29V179H28ZM48 180H49V179H48ZM139 180H140V179H139ZM145 180H146V179H145ZM167 180H168V179H167ZM249 180H250V179H249ZM37 181H38V180H37ZM40 181H41V180H40ZM116 181H117V180H116ZM142 181H143V180H142ZM159 181H160V180H159ZM1 182H2V181H1ZM4 182H5V181H4ZM44 182H45V181H44ZM46 182H47V181H46ZM119 182H120V181H119ZM121 182H122V181H121ZM174 182H175V181H174ZM40 183H41V182H40ZM116 183H118V182H116ZM171 183H172V182H171ZM189 183H191V182H189ZM15 184H16V183H15ZM15 184H14V185H15ZM21 184H23V183H21ZM41 184H42V183H41ZM191 184H192V183H191ZM243 184H244V183H243ZM28 185H29V184H28ZM46 185H47V183H46ZM118 185H119V184H118ZM159 185H160V183H159ZM196 185H197V184H196ZM18 186H20V185H18ZM21 186H22V185H21ZM39 186H40V185H39ZM48 186H49V185H48ZM129 186H130V185H129ZM177 186H178V185H177ZM201 186H202V184H201ZM205 186H206V185H205ZM244 186H246V185H244ZM252 186H253V185H252ZM4 187H5V186H4ZM40 187H41V186H40ZM45 187H46V186H45ZM45 187H44V188H45ZM49 187H50V186H49ZM130 187H131V186H130ZM157 187H158V186H157ZM208 187H209V186H208ZM253 187H254V186H253ZM38 188H39V187H38ZM56 188H57V187H56ZM56 188H55V189H56ZM131 188H132V187H131ZM133 188H134V187H133ZM138 188H139V187H138ZM144 188H145V187H144ZM159 188H160V187H159ZM197 188H199V185H198ZM47 189H49V188H47ZM52 189H53V188H52ZM146 189H147V188H146ZM156 189H157V188H156ZM172 189H173V188H172ZM252 189H253V188H252ZM1 190H2V189H1ZM53 190H54V189H53ZM95 190H96V189H94V191H95ZM160 190H161V189H160ZM160 190H159V191H160ZM162 190H163V189H162ZM2 191H5V190H2ZM36 191H37V190H36ZM144 191H145V190H144ZM144 191H143V192H144ZM147 191H148V190H147ZM241 191H242V190H241ZM241 191H240V192H241ZM247 191H248V190H247ZM256 191H257V190H256ZM39 192H41V191H39ZM134 192H135V191H134ZM183 192H184V191H183ZM186 192H187V191H186ZM31 193H32V192H31ZM116 193H117V192H116ZM135 193H136V192H135ZM148 193H149V192H148ZM154 193H155V192H154ZM164 193H165V192H164ZM177 193H178V192H177ZM193 193H196V192H193ZM26 194H27V193H26ZM41 194H42V193H41ZM49 194H51V193H49ZM107 194H108V193H107ZM119 194H120V193H119ZM149 194H150V193H149ZM151 194H152V193H151ZM156 194H157V193H156ZM196 194H197V193H196ZM164 195H165V194H164ZM190 195H191V194H190ZM193 195H194V194H193ZM259 195H260V194H259ZM2 196H3V195H2ZM32 196H33V195H32ZM52 196H53V195H52ZM94 196H95V195H94ZM132 196H133V195H132ZM175 196H176V195H175ZM196 196H197V195H196ZM199 196H200V195H199ZM53 197H54V196H53ZM104 197H105V195H104ZM129 197H130V196H129ZM137 197H138V195H137ZM207 197H208V196H207ZM239 197H241V195H239ZM249 197H250V196H249ZM4 198H5V197H4ZM10 198H11V197H10ZM28 198H29V197H28ZM121 198H122V197H121ZM127 198H128V197H127ZM139 198H140V197H139ZM194 198H195V197H194ZM194 198H193V199H194ZM196 198H197V197H196ZM198 198H199V197H198ZM200 198H201V197H200ZM247 198H248V196H247ZM250 198H251V197H250ZM0 199H1V198H0ZM6 199H7V198H6ZM19 199H20V197H19ZM22 199H23V198H22ZM43 199H45V197H44ZM173 199H174V198H173ZM201 199H202V198H201ZM2 200H3V199H2ZM46 200H47V199H46ZM95 200H96V199H95ZM206 200H208V198H207ZM235 200H236V199H235ZM0 201H1V200H0ZM3 201H4V200H3ZM43 201H44V200H43ZM129 201H130V200H129ZM8 202H9V201H8ZM13 202H14V201H13ZM41 202H42V201H41ZM123 202H124V201H123ZM35 203H36V202H35ZM117 203H118V202H117ZM120 203H121V202H120ZM171 203H172V202H171ZM242 203H243V201H242ZM246 203H247V202H246ZM246 203H245V204H246ZM254 203H255V202H254ZM22 204H23V203H22ZM121 204H122V203H121ZM126 204H127V203H126ZM135 204H136V203H135ZM248 204H249V203H248ZM255 204H256V203H255ZM36 205H37V204H36ZM116 205H117V204H116ZM241 205H242V204H241ZM119 206H120V205H119ZM128 206H129V205H128ZM137 206H138V205H137ZM234 206H236V204H235ZM237 206H238V205H237ZM260 206H261V205H260ZM263 206H264V205H263ZM0 207H1V205H0ZM27 207H28V206H27ZM23 208H24V207H23ZM128 208H129V207H128ZM128 208H127V209H128ZM133 208H134V207H133ZM143 208H144V207H143ZM90 209H91V208H90ZM113 209H114V208H113ZM129 209H130V208H129ZM146 209H147V208H146ZM230 209H231V208H230ZM230 209H229V210H230ZM4 210H5V209H4ZM25 210H26V209H25ZM61 210H62V209H61ZM91 210H92V209H91ZM244 210H245V209H244ZM247 210H248V209H247ZM5 211H6V210H5ZM20 211H21V210H20ZM125 211H127V210H125ZM131 211H132V210H131ZM148 211H150V210H148ZM115 212H116V211H115ZM156 212H157V211H156ZM162 212H163V211H162ZM3 213H4V212H3ZM17 213H19V212H17ZM66 213H67V212H66ZM120 213H121V212H120ZM159 213H160V212H159ZM165 213H166V212H165ZM250 213H251V212H250ZM254 213H255V212H254ZM64 214H65V213H64ZM117 214H118V213H117ZM131 214H132V213H131ZM228 214H229V213H228ZM1 215H3V214H1ZM67 215H68V214H67ZM110 215H111V214H110ZM132 215H133V214H132ZM150 215H151V212H150ZM161 215H162V214H161ZM225 215H226V214H225ZM3 216H4V215H3ZM143 216H144V215H143ZM146 216H147V215H146ZM181 216H182V215H181ZM252 216H253V215H252ZM36 217H37V216H36ZM73 217H74V216H73ZM111 217H112V216H111ZM132 217H133V216H132ZM158 217H159V216H158ZM242 217H243V216H242ZM245 217H246V216H245ZM258 217H259V216H258ZM10 218H11V217H10ZM65 218H66V217H65ZM74 218H75V217H74ZM138 218H139V217H138ZM151 218H152V217H151ZM35 219H36V218H35ZM57 219H58V218H57ZM141 219H142V218H141ZM155 219H156V218H155ZM159 219H161V218H159ZM252 219H253V218H252ZM256 219H257V218H256ZM2 220H3V219H2ZM59 220H60V219H59ZM62 220H63V218H62ZM67 220H68V219H67ZM184 220H185V219H184ZM22 221H23V220H22ZM51 221H52V220H51ZM51 221H50V222H51ZM103 221H104V220H103ZM155 221H156V220H155ZM24 222H25V221H24ZM46 222H47V221H46ZM68 222H69V221H68ZM149 222H150V221H149ZM184 222H185V221H184ZM9 223H10V221H9ZM30 223H31V222H30ZM96 223H97V222H96ZM180 223H181V222H180ZM217 223H218V222H217ZM245 223H246V222H245ZM256 223H257V222H256ZM263 223H264V222H263ZM263 223H262V224H263ZM52 224H54V222H53ZM69 224H70V223H69ZM105 224H106V223H105ZM105 224H104V225H105ZM142 224H143V223H142ZM182 224H183V222H182ZM184 224H185V223H184ZM184 224H183V225H184ZM257 224H258V223H257ZM138 225H139V223H138ZM143 225H144V224H143ZM156 225H157V224H156ZM156 225H155V226H156ZM162 225H163V224H162ZM169 225H170V224H169ZM180 225H181V224H180ZM247 225H249V224H247ZM263 225H264V224H263ZM0 226H1V225H0ZM38 226H39V225H38ZM48 226H49V225H48ZM106 226H107V225H106ZM146 226H147V224H146ZM159 226H160V225H159ZM216 226H217V225H216ZM220 226H221V225H220ZM259 226H260V225H259ZM96 227H97V226H96ZM107 227H108V226H107ZM139 227H140V226H139ZM150 227H151V226H150ZM160 227H161V226H160ZM183 227H184V226H183ZM213 227H214V226H213ZM249 227H250V226H249ZM252 227H253V226H252ZM57 228H58V227H57ZM67 228H68V227H67ZM141 228H142V227H141ZM214 228H215V227H214ZM247 228H248V227H247ZM250 228H251V227H250ZM263 228H264V227H263ZM28 229H29V228H28ZM131 229H132V228H131ZM152 229H153V228H152ZM155 229H156V228H155ZM178 229H179V228H178ZM183 229H184V228H183ZM218 229H219V228H218ZM251 229H252V228H251ZM139 230H140V229H139ZM153 230H154V229H153ZM213 230H214V229H213ZM254 230H255V228H254ZM254 230H253V231H254ZM263 230H264V229H263ZM57 231H58V230H57ZM63 231H64V230H63ZM84 231H85V230H84ZM150 231H152V230H150ZM157 231H159V230H157ZM163 231H164V230H163ZM171 231H172V230H171ZM175 231H176V230H175ZM177 231H178V230H177ZM177 231H176V232H177ZM180 231H182V230H180ZM261 231H262V230H261ZM124 232H125V231H124ZM128 232H129V231H128ZM131 232H132V231H131ZM140 232H141V231H140ZM155 232H156V230H155ZM262 232H263V231H262ZM136 233H138V232H136ZM222 233H223V231H222ZM258 233H259V231H258ZM48 234H49V233H48ZM84 234H85V232H84ZM87 234H88V233H87ZM97 234H98V233H97ZM110 234H111V233H110ZM148 234H149V233H148ZM245 234H246V233H245ZM254 234H255V233H254ZM75 235H76V234H75ZM88 235H89V234H88ZM230 235H231V233H230ZM263 235H264V234H263ZM261 236H262V235H261ZM101 237H102V236H101ZM146 237H147V236H146ZM165 237H166V236H165ZM220 237H221V236H220ZM224 237H225V235H224ZM257 237H258V236H257ZM67 238H68V237H67ZM67 238H66V239H67ZM70 238H71V237H70ZM76 238H77V236H76ZM88 238H89V237H88ZM144 238H145V237H144ZM154 238H155V237H154ZM250 238L252 239V237H250ZM93 239H94V238H93ZM104 239H105V238H104ZM128 239H129V238H128ZM150 239H151V238H150ZM150 239H149V240H150ZM156 239H157V238H156ZM223 239H224V238H223ZM74 240H75V239H74ZM94 240H95V239H94ZM108 240H109V239H108ZM160 240H161V239H160ZM177 240H178V239H177ZM101 241H102V240H101ZM138 241H139V239H138ZM146 241H147V240H146ZM226 241H227V240H226ZM226 241H225V242H226ZM35 242H36V241H35ZM69 242H70V241H69ZM95 242H96V241H95ZM148 242H149V241H148ZM240 242H241V241H240ZM240 242H239V243H240ZM251 242H252V241H251ZM255 242H256V241H255ZM91 243H92V242H91ZM145 243H146V242H145ZM244 243H245V242H244ZM244 243H243V244H244ZM253 243H254V242H253ZM97 244H98V242H97ZM105 244H106V243H105ZM105 244H104V245H105ZM167 244H168V243H167ZM167 244H166V245H167ZM85 245H86V244H85ZM100 245H101V244H100ZM148 245H149V244H148ZM156 245H157V244H156ZM170 245H171V244H170ZM231 245H232V244H231ZM238 245H239V244H238ZM93 246H94V245H93ZM108 246H109V245H108ZM233 246H234V245H233ZM243 246H244V245H243ZM7 247H8V246H7ZM39 247H40V246H39ZM39 247H38V248H39ZM99 247H100V246H99ZM103 247H104V246H103ZM103 247H102V248H103ZM105 247H106V246H105ZM105 247H104V248H105ZM136 247H137V246H136ZM175 247H176V246H175ZM253 247H255V246H253ZM261 247H262V246H261ZM261 247H260V248H261ZM227 248H228V247H227ZM230 248H231V247H230ZM234 248H236V247H234ZM53 249H54V248H53ZM85 249H86V248H85ZM140 249H141V248H140ZM171 249H172V248H171ZM238 249H239V248H238ZM253 249H254V248H253ZM50 250H51V249H50ZM58 250H59V249H58ZM91 250L94 251V249H91ZM104 250H105V249H104ZM134 250H135V249H134ZM160 250H161V249H160ZM172 250H173V249H172ZM246 250H247V249H246ZM251 250H252V249H251ZM251 250H250V251H251ZM263 250H264V249H263ZM84 251H85V250H84ZM93 251H92V253H93ZM144 251H145V250H144ZM151 251H152V250H151ZM163 251H164V250H163ZM163 251H162V252H163ZM211 251H212V250H211ZM232 251H234V250L232 249ZM239 251H240V250H239ZM247 251H248V250H247ZM253 251H254V250H253ZM77 252H78V251H77ZM96 252H97V251H96ZM135 252H136V251H135ZM135 252H134V253H135ZM254 252H255V251H254ZM261 252H262V251H261ZM11 253H12V252H11ZM23 253H24V252H23ZM49 253H50V252H49ZM79 253H80V252H79ZM84 253H85V252H84ZM92 253H91V254H92ZM97 253H98V252H97ZM140 253H141V251H140ZM206 253H207V252H206ZM232 253H233V252H232ZM234 253H235V252H234ZM252 253H253V252H252ZM252 253H251V254H252ZM256 253H258V252H256ZM12 254H13V253H12ZM50 254H51V253H50ZM81 254H82V253H81ZM93 254H95V253H93ZM169 254H170V253H169ZM203 254H204V253H203ZM237 254H239V253H237ZM241 254H242V253H241ZM241 254H240V255H241ZM262 254H263V253H262ZM57 255H58V254H57ZM106 255H107V254H106ZM207 255H208V254H207ZM217 255H218V254H217ZM234 255H235V254H234ZM246 255H247V253H246ZM257 255H258V254H257ZM263 255H264V254H263ZM263 255H262V256H263ZM89 256H91V255H89ZM112 256H113V255H112ZM138 256H139V255H138ZM147 256H148V255H147ZM162 256H163V255H162ZM166 256H167V255H166ZM169 256H171V255H169ZM202 256H203V255H202ZM204 256H206V255H204ZM255 256H256V254H255ZM72 257H73V256H72ZM87 257H88V256H87ZM96 257H97V255H96ZM131 257H132V256H131ZM160 257H161V256H160ZM237 257H238V256H237ZM242 257H243V256H242ZM247 257H248V256H247ZM147 258H148V257H147ZM151 258H152V257H151ZM164 258H165V257H164ZM179 258H180V257H179ZM233 258H234V257H233ZM238 258H239V257H238ZM240 258H241V257H240ZM262 258H263V257H262ZM95 259H96V258H95ZM95 259H94V260H95ZM153 259H154V258H153ZM169 259H170V258H169ZM206 259H207V258H206ZM228 259H229V258H228ZM72 260H74V259H72ZM92 260H93V258H92ZM141 260H142V259H141ZM166 260H167V259H166ZM212 260H213V259H212ZM219 260H220V259H219ZM239 260H241V259H239ZM52 261H53V260H52ZM70 261H71V260H70ZM78 261H79V260H78ZM85 261H86V259H85ZM156 261H157V259H156ZM160 261H161V260H160ZM172 261H173V260H172ZM182 261H183V260H182ZM228 261H229V260H228ZM245 261H246V260H245ZM258 261H259V260H258ZM64 262H65V261H64ZM80 262H81V261H80ZM92 262H93V261H92ZM102 262H103V261H102ZM142 262H143V261H142ZM237 262H238V261H237ZM242 262H243V261H242ZM242 262H240V263H242ZM255 262H256V261H255ZM88 263H89V262H88ZM99 263H100V262H99ZM137 263H138V262H137ZM160 263H161V262H160ZM171 263H172V262H171ZM174 263H175V262H174ZM183 263H184V262H183ZM73 264H74V262H73ZM91 264H92V263H91ZM94 264H97V263H94ZM132 264H133V263H132ZM147 264H148V263H147ZM162 264H163V263H162ZM229 264H230V263H229ZM233 264H234V263H233ZM235 264H236V263H235ZM251 264H252V263H251ZM257 264H258V263H257Z\"/></svg>",
    "mask_w": 264,
    "mask_h": 264
}]
</instances>
